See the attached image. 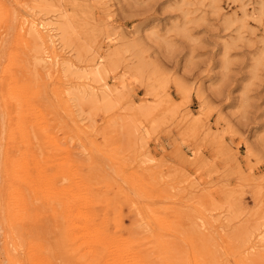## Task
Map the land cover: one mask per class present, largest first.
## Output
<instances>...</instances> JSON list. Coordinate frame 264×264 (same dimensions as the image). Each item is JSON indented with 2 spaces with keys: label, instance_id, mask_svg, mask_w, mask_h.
<instances>
[{
  "label": "rangeland",
  "instance_id": "374dc122",
  "mask_svg": "<svg viewBox=\"0 0 264 264\" xmlns=\"http://www.w3.org/2000/svg\"><path fill=\"white\" fill-rule=\"evenodd\" d=\"M25 14L46 24L61 67L47 60L40 69L34 44L19 42ZM11 54L17 62L6 71ZM15 74L32 76L38 95L22 108L42 104L56 146L34 138L11 166L7 152L21 153L6 150L0 101V191L15 169L49 175L69 193L82 188L81 175L130 199L119 202L125 229L160 232L188 262L195 235L210 264H264V0H0V95ZM23 185L18 248L29 264L31 234L39 231L46 255L52 220ZM1 204L0 264H9ZM147 207L163 211L162 227L147 225Z\"/></svg>",
  "mask_w": 264,
  "mask_h": 264
},
{
  "label": "bare ground",
  "instance_id": "6f19581e",
  "mask_svg": "<svg viewBox=\"0 0 264 264\" xmlns=\"http://www.w3.org/2000/svg\"><path fill=\"white\" fill-rule=\"evenodd\" d=\"M18 35L20 43L23 42L27 46L34 44L35 52H38L40 69L42 66L46 67L47 60L50 61V68H59L64 64L63 61H60V54L54 48L55 44L46 24L39 18H29L26 14L23 15L20 19ZM15 59L12 54L8 57L6 71L14 66L17 62ZM19 70L24 74L22 66ZM40 72L36 70V76H39ZM98 73L99 71L94 72L97 76ZM30 76L27 75L25 79L21 80L18 75H13L11 86L7 88L6 93H3V89L0 95L2 109L7 114L9 128H11L6 150L13 149L16 153H21L10 155L7 152L6 158L11 166H16L20 162L19 158L22 157V154L29 153L27 147L33 146L34 138L42 143L44 149L48 145L56 146L53 131L48 129V118L42 104L36 100H30L29 107L22 108L28 99L36 98L38 95L37 89H31L30 81H28L32 78ZM8 99L11 102L6 105ZM36 156L37 154L34 156V160ZM43 159L52 161V157H43ZM14 172L15 175L11 174L13 177L10 189L7 192L6 189L3 192L0 191V204L2 202V211L5 216L3 217L4 222H2L4 252L9 264H22L18 247L21 244L20 237L25 229L23 221L28 215L23 183L34 186L36 192L29 194L28 198L42 204L41 208L44 212L49 213L52 220L53 236L46 255L43 253L47 248L38 239L39 231L31 234L32 242L29 253L26 254L29 264H210L200 258V250L196 248L199 247V243L193 239L195 235L190 239L194 242L193 245L189 246L188 240L186 242L191 249V261L188 262L181 245L176 241L161 237L160 232L156 234L152 233V230L143 229L147 232L141 235L140 231L125 229L120 218L121 214L118 212L121 205L119 202L123 197H121V192L116 189L109 194L108 188L102 190L89 182L88 177H86L88 181H85L84 177L80 175L78 177L82 179V184H80L82 188L77 191L71 189L72 192L69 193L68 189H57L52 181H48L49 175L40 174L38 179L30 176L22 178L21 175L16 174L18 172L16 169ZM62 195L65 196L64 199ZM123 200L129 201L130 199L124 198ZM146 210L147 212H144L148 219L147 225L156 223L159 228L162 227L161 219L165 218L163 211L151 207H147ZM38 213L39 209L36 211V207H32L31 216L36 217ZM172 214L177 219L182 217L180 211H173ZM15 225L20 226L18 228ZM29 225L31 224L29 223ZM177 226L178 224L176 228ZM187 233L191 234L192 232L187 230ZM8 236L13 238L12 248L6 241ZM206 243L204 241V244ZM22 249L25 252V249ZM238 264L245 263L238 261Z\"/></svg>",
  "mask_w": 264,
  "mask_h": 264
}]
</instances>
